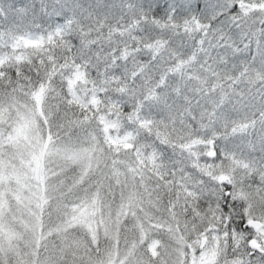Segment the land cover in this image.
Segmentation results:
<instances>
[{
	"label": "snow or ice",
	"instance_id": "snow-or-ice-1",
	"mask_svg": "<svg viewBox=\"0 0 264 264\" xmlns=\"http://www.w3.org/2000/svg\"><path fill=\"white\" fill-rule=\"evenodd\" d=\"M16 86L54 121L118 127L189 189L215 264H264V0H0V91Z\"/></svg>",
	"mask_w": 264,
	"mask_h": 264
},
{
	"label": "trees",
	"instance_id": "trees-1",
	"mask_svg": "<svg viewBox=\"0 0 264 264\" xmlns=\"http://www.w3.org/2000/svg\"><path fill=\"white\" fill-rule=\"evenodd\" d=\"M32 52L33 48L23 46L16 49L15 55L31 56ZM54 105L51 97L38 98L25 86L0 91V182L5 184L4 179L15 182L11 189L24 196L19 202L23 205L28 204L26 195L30 189L33 194L35 191V206L40 216L36 225V250L41 248L46 227L51 224L54 227L57 218L65 213L75 218V223L65 230L75 234L81 231L88 218L81 214V204L92 192L99 197V203L110 208L117 207L114 196L120 193L132 196L120 218L105 219L106 225L117 229L116 236L111 228L120 251L131 247L134 255L140 254L144 259L148 254L154 257L155 252L150 253L141 243L143 236L145 241L158 234L182 238L185 231H191L194 223L190 216H185V198L189 195L183 194L179 181L172 182L170 173L162 177L149 162L138 158L130 144L121 142L118 127L106 134L92 122L78 119L72 113L66 118L63 112L54 121ZM106 135L111 139H106ZM124 180H132L131 185L127 183L118 193L119 183ZM11 197L17 196L11 194ZM108 199L110 203L106 204ZM7 202L11 207L12 201ZM63 202L66 204L61 206ZM54 231L48 237L56 235ZM210 231L204 235L210 236ZM136 236L137 246L131 243ZM90 241L84 238L81 242L89 245L93 243ZM105 241L103 252L111 248ZM184 243L189 250L195 249L186 239ZM50 244L56 250L57 245ZM59 246L70 252L72 243L67 241Z\"/></svg>",
	"mask_w": 264,
	"mask_h": 264
},
{
	"label": "rangeland",
	"instance_id": "rangeland-1",
	"mask_svg": "<svg viewBox=\"0 0 264 264\" xmlns=\"http://www.w3.org/2000/svg\"><path fill=\"white\" fill-rule=\"evenodd\" d=\"M6 161H8V156ZM4 181L5 184L0 182V185H3V188L0 189V264H185V260L187 264H215L216 224L209 223L207 220L202 222L197 219L196 223L190 227L191 231L188 233L185 231L183 239L174 235L170 236V234L168 236L158 234L151 236L149 241H145L143 236L140 239L141 243H144L143 246L147 249L149 248L150 253L155 252L154 257H149L148 254V257L144 259L140 254L134 255L132 250L130 251L131 247L128 251H120L116 244L117 229L106 225L105 219L121 217L120 212L125 211V206L128 205L129 198L132 196L120 192L122 187L127 186L126 184L132 180H124L123 183H119L118 193L120 194L114 196L117 203L116 209L103 206L97 201L99 197L92 192L90 197L84 199V203L81 204L83 207L81 214L88 216L81 231L75 234L70 230H65L66 226L75 223L74 216L65 213L62 215L63 217L57 218L56 223L53 222L55 223L54 227L52 224L46 227L43 241L40 242L41 248L36 250L34 247L37 237L36 225L40 219L35 206L36 193L34 191L33 194L30 189V194L26 195L29 198L28 204L23 205L19 202L24 196L11 189L15 182L10 183L6 179ZM179 183V187H182L180 181ZM182 191L185 196L189 195V189L182 187ZM10 193L17 197L12 199ZM236 194L241 200L247 199L246 193L239 188ZM7 201H12L11 207ZM109 203L108 199L106 204ZM65 204L63 202L61 206ZM251 207L250 204L249 210ZM258 215L257 212L252 213L253 218ZM63 222L64 224H62ZM260 227L259 225L257 228ZM111 228L115 231L116 236L112 233ZM203 229H207L205 232L211 230V235H204ZM54 230L57 232L56 235L48 237L49 233ZM46 234L48 238H46ZM80 237H83L82 240L87 238L93 243H89V245L86 242L82 243ZM185 239L190 244H194L195 249L190 248L189 250L187 244L184 243ZM104 240L107 244H111V248H107L103 252L101 248H104ZM67 241L72 243L70 252L65 247L59 246ZM50 243L57 245L56 250L53 251ZM131 243L137 246L139 238L136 236L131 240Z\"/></svg>",
	"mask_w": 264,
	"mask_h": 264
},
{
	"label": "water",
	"instance_id": "water-1",
	"mask_svg": "<svg viewBox=\"0 0 264 264\" xmlns=\"http://www.w3.org/2000/svg\"><path fill=\"white\" fill-rule=\"evenodd\" d=\"M250 222H251V221H250ZM259 225H260V223H256V225H255V226H256V227H259Z\"/></svg>",
	"mask_w": 264,
	"mask_h": 264
},
{
	"label": "flooded vegetation",
	"instance_id": "flooded-vegetation-1",
	"mask_svg": "<svg viewBox=\"0 0 264 264\" xmlns=\"http://www.w3.org/2000/svg\"><path fill=\"white\" fill-rule=\"evenodd\" d=\"M260 226H261V224H260Z\"/></svg>",
	"mask_w": 264,
	"mask_h": 264
}]
</instances>
